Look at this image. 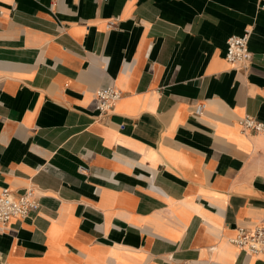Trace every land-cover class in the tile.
Listing matches in <instances>:
<instances>
[{
    "label": "crops",
    "instance_id": "crops-1",
    "mask_svg": "<svg viewBox=\"0 0 264 264\" xmlns=\"http://www.w3.org/2000/svg\"><path fill=\"white\" fill-rule=\"evenodd\" d=\"M263 7L0 0V189L40 202L0 229V264H264L230 242L264 225V136L238 124L264 123ZM246 28L242 70L226 40Z\"/></svg>",
    "mask_w": 264,
    "mask_h": 264
},
{
    "label": "built area",
    "instance_id": "built-area-1",
    "mask_svg": "<svg viewBox=\"0 0 264 264\" xmlns=\"http://www.w3.org/2000/svg\"><path fill=\"white\" fill-rule=\"evenodd\" d=\"M264 8V7H263ZM117 26L115 20L107 24L109 30ZM252 30L246 28L241 35H232L226 40L225 59L236 68L246 70L249 68L253 55L249 48ZM97 101V119L103 120L115 105L122 99L121 91L114 85L99 88L95 91ZM205 105L199 103L194 107V115L202 117ZM239 126L246 132H253L264 136V123L245 115L238 121ZM84 167H80L83 170ZM40 210L39 197L34 188H26L16 193L10 188L0 189V229L8 227L13 219L25 220ZM230 242L243 252L252 256L264 253V225H255L252 228L239 227L237 234Z\"/></svg>",
    "mask_w": 264,
    "mask_h": 264
}]
</instances>
